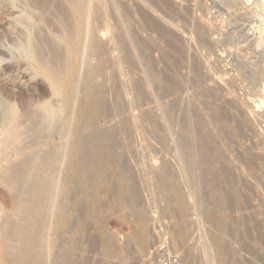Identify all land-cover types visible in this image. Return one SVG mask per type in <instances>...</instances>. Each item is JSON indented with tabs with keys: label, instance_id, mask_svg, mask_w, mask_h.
<instances>
[{
	"label": "bare ground",
	"instance_id": "obj_1",
	"mask_svg": "<svg viewBox=\"0 0 264 264\" xmlns=\"http://www.w3.org/2000/svg\"><path fill=\"white\" fill-rule=\"evenodd\" d=\"M18 1L26 6L25 15L11 21H4L3 15L12 16L15 14V5L14 9L12 7L11 9L7 7L9 10H5L4 7L0 9V27L5 33V35L0 34V39L5 36L4 38L16 45L19 51L21 49L22 57L49 81L54 97L62 90L72 91L73 101L71 99V102L73 104L67 107H58L53 103V100L47 98L48 87L38 78L36 72L26 69L25 71L28 73L25 75L26 83L21 84L18 77L13 74L16 67L12 64L1 66L0 62V78H2L0 81V142L3 143V148L0 150V161L5 160L8 156L11 157V155L17 159L20 158V162L16 164L7 159L9 165L2 168V171L7 174L3 178L4 183L10 188L15 199V210L13 212L14 219L8 224L5 233L0 234V248L7 247L13 254V257H10L14 258L16 264H50L54 261L52 259H55L57 251L63 252L61 259L64 263L76 264L74 261L77 253L73 256L74 252L72 251L82 252L86 249L83 248L82 237H80L81 239L75 238L76 235L71 234L73 231L71 228L69 229L68 224L71 222V218L74 221L73 225L79 223L84 212L89 211L93 206L92 202V204L83 202V196L90 193V190L86 188L89 184L86 186L84 181L89 182L91 174L104 172V168L107 167H104V159L118 160L122 167L125 165L126 157L122 156L123 148L118 142V137L121 136L123 129L116 127L112 128L113 130L104 131L97 127V119H101V116L98 117L99 113L96 111L98 108L101 110L100 107H104V105L105 107L109 105V103L106 104L108 98L106 95L110 96L111 90L106 94L104 89L108 87L104 88V84L100 85L99 83L96 86L92 83L94 86L91 85V82L102 70L100 66L91 64L93 58H150V61L151 58H156V60L159 58L158 63L164 62V70L161 72L160 69H157L161 73L154 75L158 76L155 80L150 81L151 77H147L149 78L147 79L148 83L145 84H148V89H151L152 97L145 95L147 92L145 91L143 98L144 106L155 104L163 112L161 116L158 113L157 117H161V121L158 124L155 121L153 128L158 132L157 137L162 151L160 152L163 154L160 171L164 181L175 185L207 188L212 194L219 190L222 192L227 190L233 195L230 206L233 209L240 202V208L241 205H246L242 204L247 203L245 202L247 200H244L243 192L245 189L246 191L252 190H247L249 185L257 191L258 197L256 198H260L261 186H263L261 180L264 179V154H262L264 151L262 150L261 153L259 151L264 147V140L258 141L257 144L252 142L251 150L246 149L242 153L235 154L234 142L229 138V135L240 138L239 141L243 145L244 127L254 128L256 124L258 125V121L263 119V115L260 114L256 117L254 112L257 111L253 112L252 108L248 109L250 107L247 105V101L235 95L234 81L224 80V70L217 69L216 62H214L216 67L212 66L213 63H210L212 58L209 60L212 65L209 63L205 65L208 60L204 63L199 60L202 57H197L198 61L189 58L192 54L187 51L189 48L187 43L190 39L187 41L184 39L185 37L183 38L184 35L189 36L193 42L196 40L197 44L202 47L199 46L201 49L210 44L208 43L210 34L205 33L207 30L203 31L201 25L195 22L196 12L194 14L193 11L197 9H192L194 5H190L191 0ZM222 2L224 5L232 7L242 8L243 6L246 10L250 9V12L258 10L262 5L261 1L257 0H245V2L244 0H221L220 3ZM13 3L10 4L13 5ZM186 3L187 5H185ZM195 4L198 7L196 2ZM0 6L2 8L1 4ZM254 11L253 13H255ZM199 16H197L198 19ZM189 44L193 50L196 48V44ZM212 44L214 45V43L210 45L212 46ZM163 45L171 50L165 51V48H161ZM155 52H157V56L154 55ZM211 54L213 56L215 53ZM1 55L6 57L9 54L1 52ZM11 55L13 56V52ZM194 58L196 57L194 56ZM3 61L4 59H2ZM83 61L85 62L84 67ZM145 63L147 62L144 59ZM159 65L154 67L157 68ZM202 65L206 67L204 69L212 73L213 79L215 77L213 75H216L221 80L218 85H216V79L212 80L216 82L214 84L217 86L214 87V84L210 83L214 89H211L209 84L210 90L205 86L211 77L209 72L207 75L202 73ZM153 70L151 68L150 71L153 72ZM146 73L148 72L144 70V74ZM109 89L107 90L109 91ZM129 94L131 93L129 92ZM84 96L88 100V102L85 100L86 104L82 102ZM88 107L94 110L89 113ZM239 107L245 109V113H241L238 110ZM159 108L154 109L159 110ZM236 112L241 116V121H237L232 114ZM144 114L146 115V113ZM150 116H152V112ZM149 119L152 120V118ZM149 119L144 124L147 122L152 124ZM91 126L92 128L96 126L95 130L90 129L93 130L91 133L83 135L82 132ZM256 127L261 129L259 128L261 124ZM177 128L179 129L177 130ZM257 128L254 129L257 130ZM225 129L229 135L223 133ZM38 133H40L38 137L31 139L24 146L21 145ZM154 134L153 137L156 136ZM55 137L58 139L57 146L51 150L43 149L50 146ZM102 139L106 140L103 144L101 143ZM8 144H12L13 147ZM40 144L43 145V148L39 147ZM171 144L172 146L169 147ZM243 146L242 148H244ZM252 151L256 153H252ZM169 156H174L175 162L170 163ZM174 159L172 160L174 161ZM66 172L68 174L61 177V173ZM107 177L109 176L107 175ZM248 195L246 194V196ZM251 195L253 196V194ZM247 204H249L247 206L251 205ZM252 218H249V214L242 215L240 218L242 224L240 223L241 226L239 224L241 229L238 227L239 231L237 230L238 235L240 232V238L238 235L235 236H238L237 238L243 242L244 247L241 249L244 248V251L247 250V252L249 250L253 252L254 247L257 248L258 245L260 248L264 247L262 227L259 223L252 222ZM231 232L235 231L231 228L229 233ZM82 233L80 234L82 235ZM55 236L57 238L54 240ZM111 242L110 240L109 244ZM88 246L86 248L90 250L91 248L89 249ZM108 249L110 248L108 247ZM256 251L254 252L256 253ZM223 253L221 254L225 255L224 251ZM87 254L89 255V253ZM185 254L189 264H195L192 254L189 251ZM100 255L102 256V254ZM104 256L111 261L109 252H105ZM125 256L123 255L121 259L126 260ZM218 258H224V256ZM112 259L114 262L115 258ZM109 260L105 261L109 262ZM222 260L224 261V259ZM105 261L103 260V263ZM83 262L86 264L85 261ZM100 263L102 264V262Z\"/></svg>",
	"mask_w": 264,
	"mask_h": 264
},
{
	"label": "rangeland",
	"instance_id": "obj_2",
	"mask_svg": "<svg viewBox=\"0 0 264 264\" xmlns=\"http://www.w3.org/2000/svg\"><path fill=\"white\" fill-rule=\"evenodd\" d=\"M191 1L192 2H190V5L195 6H193L192 9H197L196 11H193L194 14L196 12V14L194 15V17H196L195 22H198L201 25L199 26L202 28L203 31L207 30V32L205 31V33L210 34V38H208L210 42L208 43H214V45L212 44L211 46L210 44H208V46H206L207 50L205 46V49H201L202 47L197 44L198 42H196V40H194L193 42V40L189 36L182 35L183 38L185 37L184 39H186L187 41H189L190 39L189 43H194L193 45L196 44V48H194V46L192 45V47L194 48L193 50L192 48H190V44L187 43L188 47L190 48H188L187 51L188 53L190 52V54L192 53L191 56L193 55V57H189V54L188 57L193 58V61H198L197 59L199 57H202L199 60L204 61V63L208 60L205 65L208 64L209 60L212 58L210 63H213V65L210 63L209 65L214 66L215 64H217L218 66L216 67L215 65L214 67L219 70L222 68L221 70H224V80L226 79L225 81H227V79H229L228 82L234 81L233 91L235 95L240 96L245 101H247L246 103L250 107L248 109L251 110L252 108L251 111H257L254 112L256 114V117L260 116L261 114V116L263 115L262 117L264 119V8H262L264 5V0H257L259 2L261 1L260 3L262 5L261 8H259L258 10H253L255 13H253L252 10L250 12V9L246 10L245 8H243V6L241 8L239 6L232 7L231 5H224L223 2L220 3L221 0ZM9 2L14 3L12 5ZM195 2L198 4V7ZM0 4L2 5V8L0 9H3L4 7L5 10H9L11 9V7L12 9H14L13 7L15 5V14L12 16H7V14L3 15L2 18L4 21H11L13 19H16L17 17L25 15L27 11L26 6L18 0H0ZM185 5H187V3ZM197 16H199V19ZM203 18L205 19V21H203ZM0 34L5 35L1 27ZM2 37L3 39H0L1 66L4 64L14 65L16 69L13 70V74L18 77V80L21 82V84L26 83L25 75H28V73L25 71L26 69H30L31 72H36L38 74V78L42 80L48 87V99L53 100V103L58 107H67L73 104L71 102V99L73 101L72 91L62 90V92L55 95L54 97V93L50 88L49 81L44 78L41 74H39L38 71L33 66H31L24 59V57H22L21 49L19 51L16 45L9 42L7 38H4L5 36ZM216 44L218 45L217 47L215 46ZM199 46L201 48H199ZM212 47L215 49H213ZM161 48H165V51L169 49L168 52L171 50L165 45H163ZM191 49L193 52L191 51ZM211 49L214 51L211 52ZM197 50L201 51L203 55ZM207 51L208 53L210 51L209 56H207ZM1 52H6L9 55L6 57H2ZM11 52H13V56L11 55ZM155 53L156 54L154 55L157 56V52ZM205 53L207 54L206 56ZM211 53L215 54H213L212 56ZM194 56L196 58H194ZM203 57L205 58L203 59ZM2 59H4L3 62ZM144 59L147 62L145 63L147 65L144 64ZM151 59L152 60L150 61V58H93V60L91 61L92 65L100 66L102 68V70L99 72L100 74L94 79L97 80H93L91 82V85L94 86L93 84H96V86H98L100 83V85L104 84V88H110L109 91L107 89L104 90H106V94H108L111 90V92L109 93L110 96L106 94L105 95L110 100H112L110 102V100L107 98L106 104L109 103V105H106V107L105 105L104 107H100L101 110H99V108L97 109L96 112L99 113L98 117L101 116V119H97V127L98 129L104 131L108 129L113 130L112 128L116 127L123 129L122 134H120L121 136L118 137V142L123 148L122 156L126 157V161L125 165H123L122 167V164L118 160H114V162L113 160L111 161L109 159H104V167L107 166L109 170H107L108 168L105 167L106 169L104 168V172L91 174L90 179H88L89 182L84 181V184L86 186L89 184V187L87 186L86 188L90 190V193L89 195L87 194L83 196V202H87L85 204L93 203V206L90 207L91 209H89V211L84 212V214L82 215V219L78 221L79 223L73 225L74 221L71 218V222H69L68 225L69 229L71 228V230L73 231L71 232V234L73 233V236L76 235L74 236L75 238L79 239L80 237H82V240H84L83 248L86 249V251L88 252L84 250L82 251L83 253L81 251H72L74 252L73 256H75V254L77 253L74 262H76V264H84V262L82 263V261H85L86 264H99L100 262H102V264H105V262L109 259L104 256V253L109 252L111 261L109 260V262H106V264H126L127 261V264H160V250L165 249L170 250L172 253L179 255L182 259L183 264H189V261L185 254L188 251L192 254L195 264H219V262L220 264H264V247L260 248V246L258 245V249V246L257 248L255 246L253 252L249 250L248 253L247 250L244 251V248L241 249L242 247H244L243 242L238 239L240 238V232L238 235V231L239 229H241L240 226L242 224V220L240 218L242 217V215L249 214L250 219L253 217L252 222L259 223L262 227V231L264 229V223H262L264 222V179L261 180V185L263 186H261L262 191L260 190V198H256L258 197L256 193L257 191L249 185L250 188L247 187V190H252H244V192L246 191V193L243 192L244 200L246 199L247 201L245 202L247 203H253L250 206H247L249 205L247 203H242L246 205H241L242 207L240 208V202L236 205L235 209H233L230 208L231 202L233 201V195L227 190L223 192L219 190L212 194L207 188L175 185L164 181L161 177L162 173L160 170L163 160V154L161 153L162 151L159 145L160 142L157 137L158 132H156V129L153 128V125L155 123L158 124L161 121V117L159 118V116L157 117V115H159L158 113H160L161 116L163 112L158 106L156 107L155 104H150L151 107L149 106V104L144 106L143 98L145 91H147L145 95L152 97L151 89H148V84L146 85L145 83L150 77V81H153V79L155 80V78L158 77H155L154 75H157L164 70V62L158 63L157 60H159V58H157V60L156 58ZM214 62L216 63L214 64ZM148 64H152L154 66L158 64L160 65L156 68L154 66L152 67L151 65L149 66ZM84 65L85 62L83 61V67ZM202 66L201 70H203L202 73H204V75H207L208 72L210 73V71L204 69L206 68L204 65ZM149 67L154 69V74L152 71H150L151 68ZM147 68L150 70H148ZM155 68L156 70L160 69L161 72L158 70L156 71ZM144 70L149 74H144ZM226 73L227 75L230 74V76H227ZM211 74L212 73H210V77ZM213 76L216 77H214L217 82L216 85H218V82L220 84L221 80L219 79V77L216 75ZM225 76H227L228 78ZM232 78L234 79L232 80ZM214 79L213 77H211L210 81H215ZM0 81H2V78H0ZM210 81L206 83L207 85L205 84L207 88L211 84L216 83L213 81L212 83ZM260 83L261 85H259ZM213 86L217 87L215 86V84ZM213 86H210L211 89H214ZM144 88L147 90H145ZM207 88L205 89L207 90ZM121 92L125 93L122 94ZM129 92L131 94H129ZM55 98L57 100H54ZM83 98L84 100L82 102L86 104L85 100L87 102L88 100L85 98V96L82 97V99ZM87 98L89 99V96ZM154 108H159V110ZM241 109L242 108L239 107L238 110L241 113H245L246 110ZM92 110L94 109L88 107L89 113H91ZM147 112L150 115L152 112L153 117L150 116ZM144 113H146V115ZM153 114L156 115L154 116ZM232 114L234 115L237 121H241V116L238 114V112ZM147 116L149 117L147 118ZM149 118H152V120ZM147 119H149L152 124H149L150 122L144 124L146 121H148ZM263 119H260L258 121V125L256 124V126L258 127L261 124V127H259L261 129H264ZM261 120L262 122H260ZM98 122H100V124H98ZM256 126H254V128H257ZM95 128L96 126H94V128H92L91 126L88 130H85L82 133L83 135H87L88 133H91V131H93L90 129L95 130ZM254 128H250V126L244 127V133L242 136L244 138V146L241 145V142L239 141L240 138H237L233 135H229L228 132H226V129L223 131V133H227L229 135V138L233 140V150L235 151V154L238 152L242 153L246 149L248 151L251 150L252 142H255L257 144L258 141L264 140V130L258 128L256 130ZM178 129L179 128H177V130ZM257 131H261L262 133H260L263 135H261ZM152 133L156 136L153 137ZM39 135L40 133L33 135L30 139L23 142L21 145H26L31 139H34ZM156 138L158 141L155 140ZM105 142V139L101 140L102 144ZM57 144L58 139L57 137H55L54 141L51 143L50 146H46L43 148V145L40 144L39 147L45 150H51L56 147ZM9 146L13 147L12 144H10ZM171 146L172 144L169 145V147ZM242 146L244 148H242ZM2 148L3 143L0 142V150ZM263 148L260 149V153L262 150L264 151ZM256 151L257 153H259L258 150ZM253 152L255 151H252V153ZM262 154H264V152ZM7 159H9L13 164L20 162V158L17 159V157H14L13 155H11V157L8 156L5 158V160L0 161V234L5 233L8 224L11 220L14 219L13 212L15 210V199L12 195L10 188L4 183L3 180V178H5L7 174L2 171V168L9 165ZM172 159H174V156H169L168 161L170 163L175 162V159L174 161ZM116 166H118L119 168ZM67 174V172L61 173V177L66 176ZM94 175L96 177H93ZM107 175L109 177H107ZM236 176H238V174H236ZM92 188L96 189L94 190ZM114 192L116 193L114 194ZM246 194L250 195L246 196ZM251 194H253L254 198ZM251 197L255 200V202ZM256 199L258 202L256 201ZM250 200L252 201L250 202ZM224 226H227L228 228H225ZM234 227L237 229L234 230ZM231 228L235 232L229 233ZM262 231L261 233L264 236V232ZM236 232L237 234H235ZM80 233H82V235ZM236 235H238L239 237H235ZM56 238L57 237L55 236L54 240ZM110 240L112 242L109 244ZM239 244L242 245L240 246ZM87 246L89 249H91L88 250L86 248ZM225 246L227 247V249ZM105 247H107L106 250H104ZM108 247L110 249H108ZM223 251L225 252V255H222L224 254ZM254 251H256V253ZM10 253L11 252L7 247H3L2 249L0 248V264H16V261H14V258H12L13 254ZM81 253L82 255H80ZM87 253H89V255ZM100 254H102V256ZM253 254L254 256H252ZM123 255H126L125 259L127 261L121 259ZM220 256H224V258L219 259L218 257ZM9 257L11 258V261ZM62 257L63 252L57 251L55 259H52V261L54 260V263L51 262L50 264L64 263L61 259ZM112 258H115L114 262ZM222 259H224V261ZM103 260L106 261L103 263ZM120 261H123V263H121Z\"/></svg>",
	"mask_w": 264,
	"mask_h": 264
},
{
	"label": "built area",
	"instance_id": "obj_3",
	"mask_svg": "<svg viewBox=\"0 0 264 264\" xmlns=\"http://www.w3.org/2000/svg\"><path fill=\"white\" fill-rule=\"evenodd\" d=\"M160 264H183L179 255L172 253L170 250H160Z\"/></svg>",
	"mask_w": 264,
	"mask_h": 264
}]
</instances>
